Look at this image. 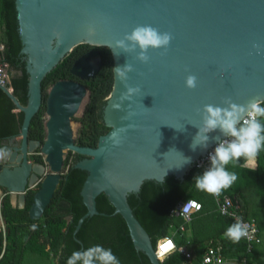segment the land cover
Masks as SVG:
<instances>
[{"label":"water","instance_id":"1","mask_svg":"<svg viewBox=\"0 0 264 264\" xmlns=\"http://www.w3.org/2000/svg\"><path fill=\"white\" fill-rule=\"evenodd\" d=\"M14 7L27 99L23 106L13 91L0 87L23 115L18 135L7 138V146L0 144L10 152L0 160L2 195L13 208L24 209L28 192L39 187L28 211L30 220H39L62 180L64 157L72 153L80 157L72 168L86 173L80 191L86 213L74 235L86 219L99 215L96 198L103 194L124 220L135 250L151 264H161L127 198L138 195L147 181H182L200 157L215 149V139L207 149L191 148L198 132L194 125L202 123L206 104L224 106L226 97L237 104L264 103V54L253 47L264 46V0H14ZM138 25L173 35L166 52L149 50L147 64L137 59L139 49L125 53L115 45ZM79 45L110 51L112 89L97 107L99 122L108 132L94 148L75 144L71 122L87 91L77 82L60 80L47 92L45 138L30 140V123L42 105L43 80ZM127 63L134 71L124 81L115 67ZM101 66L100 53L91 51L76 59L69 72L89 81ZM189 74L197 77L195 89L186 87ZM126 84L140 92L123 99ZM218 135L224 138L219 132L210 134ZM37 151L42 162L31 160ZM183 155L191 157V163L180 167Z\"/></svg>","mask_w":264,"mask_h":264},{"label":"trees","instance_id":"2","mask_svg":"<svg viewBox=\"0 0 264 264\" xmlns=\"http://www.w3.org/2000/svg\"><path fill=\"white\" fill-rule=\"evenodd\" d=\"M97 49L101 56V69L95 78L82 82L88 90V102L82 116L77 119L80 128L75 138V144L82 147H96L99 137L109 130L99 122L97 107L111 92L113 62L107 48ZM20 50L14 0H0V67L6 66L13 95L25 106L27 75ZM88 50V45L75 47L47 74L41 85L44 98L47 96L46 90L56 81L76 80L69 70L72 63ZM44 109H40L30 123V140L42 142L45 138ZM14 110L10 99L0 90V144L7 138L18 135L20 131L23 115L13 113ZM68 156L75 155L68 153ZM32 158L42 162L41 157ZM67 161L68 159L65 160L67 168L63 172L62 180L39 220L32 221L28 218L33 195L39 187L28 192L24 209L13 208L8 196L1 200L0 218L4 228L0 229V264H67L72 252L82 251L96 244L111 248L121 264H151L143 253L135 250L124 220L120 215L114 214V208L103 194L96 198L99 215L86 219L74 235L75 225L86 213L80 196L86 173L72 168L73 158L70 165ZM243 161L241 158L239 163L227 166V170L235 172L238 179L230 188L222 191L220 196H227L243 204L240 199L243 198V190L253 188L258 199V213L252 219L257 223L260 232L264 230V150L257 156L254 170L241 167ZM196 175L200 173L192 169L182 181L173 177L166 178L162 183L147 181L141 186L138 195L131 194L127 198L134 216L148 233L154 248L158 241L171 238L173 231L179 233V227L184 226L179 215H172L180 202L192 199L201 204L202 210L192 216V221H196L192 241L188 242L184 237L171 238L176 250L164 257L161 264H188L189 261L200 264L206 249L204 244L219 246L225 257L246 259L248 264H264V252L259 246L254 245L247 252L244 239L233 243L224 236L227 228L235 222L232 218L221 216L216 209L213 213H205L204 206L213 203L216 207V204L213 195L195 188ZM243 216L251 219L247 214L243 213ZM68 217L70 220H67ZM33 224L37 226L35 230H32ZM181 249L190 255V260H187Z\"/></svg>","mask_w":264,"mask_h":264},{"label":"clouds","instance_id":"3","mask_svg":"<svg viewBox=\"0 0 264 264\" xmlns=\"http://www.w3.org/2000/svg\"><path fill=\"white\" fill-rule=\"evenodd\" d=\"M172 39L173 35L170 32L162 33L151 25H138L130 33L125 34L123 39L117 40L115 45L125 53L137 52L139 49L137 59L147 64L151 60L149 50L164 49L166 52ZM253 47L257 50V54H264V46L261 44H254ZM115 68L118 77L124 81L128 79V73L134 71L133 65L129 63ZM185 84L187 88L195 89L197 77L189 74ZM125 86L127 91L123 94V99H131L133 95L140 92L139 87L127 84ZM222 103L224 106L206 104L203 107L202 123L199 126L194 125L198 128V132L191 144L192 150L195 151L197 147L207 149L213 139L217 142L214 151L209 154L210 166L202 174L194 177L197 190L215 197H219L222 191L230 188L238 179L235 172L227 170L229 164L235 165L243 158L245 166L254 165L257 156L264 150V104L259 100L237 104L231 97L224 98ZM175 129L182 131L179 128ZM214 132H219L224 138L221 139L220 135L211 137L210 134ZM113 135L118 136V133ZM119 142L117 139L116 143L119 144ZM8 155L10 152L6 147L0 148V160ZM190 163L191 157L184 156L180 167ZM184 211L187 219V208ZM221 212L226 214L225 209H221ZM232 215L235 216L234 213ZM31 227L35 230L37 226L33 224ZM224 236L233 243H239L243 238L251 239L249 226L243 222L242 218H236L235 222L227 228ZM67 264H121V262L111 248L96 244L82 251L72 252L67 259Z\"/></svg>","mask_w":264,"mask_h":264},{"label":"built area","instance_id":"4","mask_svg":"<svg viewBox=\"0 0 264 264\" xmlns=\"http://www.w3.org/2000/svg\"><path fill=\"white\" fill-rule=\"evenodd\" d=\"M0 87H6L8 91H12V88L10 86V78L7 73L6 66L0 67ZM213 151L214 150L210 149L206 153L205 157H200L193 164V169L202 174L203 171L210 166L209 154ZM213 198L215 200L216 210L221 216L230 217L234 221L236 218H242L243 222L249 226L251 239L243 238L247 244V252H250L254 245H259L261 240L259 237V229L257 223L253 219L244 218L241 205L237 201H234L227 196H213ZM185 208H187V219L185 218ZM221 209H225L226 214L222 213ZM201 210L202 206L200 203H198L196 200L189 199L183 201L182 204H178L176 209L172 212V215H179L184 221V223H189L191 222L193 214ZM233 213L235 214V216L232 215ZM179 230L183 232V226H180ZM165 245H169V247L165 248ZM175 250L176 246L173 239L166 237L157 242L155 253L158 256H161L163 259ZM181 252L185 254L187 260L191 259L190 255L185 253L183 249H181ZM188 264H191V262L189 261ZM200 264H224V257L222 255L221 248L219 246H208L202 254ZM241 264H248V262L246 259H243Z\"/></svg>","mask_w":264,"mask_h":264},{"label":"crops","instance_id":"5","mask_svg":"<svg viewBox=\"0 0 264 264\" xmlns=\"http://www.w3.org/2000/svg\"><path fill=\"white\" fill-rule=\"evenodd\" d=\"M7 69V68H6ZM13 113H15V114H17V113H19L17 110H14L13 111ZM241 167H243V168H246V169H249V170H254L255 168H256V160H255V163H254V165H251V166H245V161H243V163L241 164ZM256 194V193H255ZM255 194H254V192H253V188H246V189H244L243 190V198H240L243 202V204H241L239 201H237V200H235V201H237L240 205H241V207L244 209V211H243V213L246 215H249V209H250V207H251V205H252V201H254V199H255V197H257V196H255ZM3 196L4 195H2V193H1V190H0V204H1V200H2V198H3ZM257 199V198H256ZM257 201H258V199H257ZM244 207H243V206ZM215 209H216V207H215V205H213V203H210L209 205H206V206H204V211H205V213H208V214H210V213H213V212H215ZM250 216V215H249ZM249 218H253V217H249ZM254 220V219H253ZM0 225H1V227H2V229L4 228V226H3V224H2V221H1V218H0ZM184 226H183V228H184V231L183 232H181L180 230H179V233L178 232H172L171 233V238H177V239H180V237H184L188 242H190V241H192V238H193V230H194V228L193 227H195V225H196V221L194 220V221H192V219H191V222H189V223H184L183 224ZM180 228V227H179ZM198 232V231H197ZM259 234H260V236H261V244H260V246H259V249L260 250H262L263 252H264V250L262 249V246H263V242H264V230L263 231H260L259 232ZM207 246H209V244H204V249L205 248H207ZM204 249H202V251L204 250ZM204 252V251H203ZM159 257V259H161L162 260V257L161 256H158ZM224 257V264H241V262H242V260L240 259H237L236 257H225V256H223ZM192 264V263H191Z\"/></svg>","mask_w":264,"mask_h":264},{"label":"rangeland","instance_id":"6","mask_svg":"<svg viewBox=\"0 0 264 264\" xmlns=\"http://www.w3.org/2000/svg\"><path fill=\"white\" fill-rule=\"evenodd\" d=\"M88 51H97V52H99L97 48L95 49V48H93V47H90V50H88ZM75 61H76V60H75ZM75 61H74V62H75ZM74 62H73V63H74ZM73 63H72V65H73ZM72 65H71V66H72ZM86 101H87V98L84 99V101L82 102V104H81V106H80V109L78 110V113L76 114L75 117H73L72 122H71V126H72V129H73L74 138L77 137V135H78V131H79V128H80V123L77 121V119L80 118V116L82 115V113H83V111H84V107H85V103H86ZM43 119H44V121L46 120V116H45V115H44ZM35 156H36V158H37V157H41V159H43V157L39 154V151L36 152ZM32 157H34V156L32 155ZM71 158H73V156H68V153H67V154L65 155V157H64V165H63V172H64V173H65V170H66V168H67V164H65V160L68 159L67 162H68V164L70 165V164H71ZM31 160H32V159H31ZM46 171H48L47 168H46ZM253 192H254V194H255L254 189H253ZM255 196H257V195L255 194ZM256 198H257V197H255L254 201H252V205H251V207H250V209H249V215H250L251 217L255 216V214L258 213V211H257V208H258V201H257ZM242 210H243V208H242ZM243 211H244V210H243ZM2 224H3V223H2ZM0 229L3 230L2 227H1V225H0ZM259 237H260V240H261V236H260V234H259ZM260 244H261V242H260ZM260 244L257 245V246H260ZM262 249L264 250V242H263ZM27 257H30V256H27Z\"/></svg>","mask_w":264,"mask_h":264},{"label":"flooded vegetation","instance_id":"7","mask_svg":"<svg viewBox=\"0 0 264 264\" xmlns=\"http://www.w3.org/2000/svg\"><path fill=\"white\" fill-rule=\"evenodd\" d=\"M88 52H91V51H84L80 56H79V58L81 57V56H83V55H85V54H87ZM78 59V58H77ZM67 81H74V82H77V83H79V84H81V85H83L82 84V82H88V81H82V80H78L77 78H76V80H67ZM53 85V84H52ZM51 85V86H52ZM50 86V87H51ZM84 86V85H83ZM49 87V88H50ZM85 87V86H84ZM49 88L46 90V94H47V92H48V90H49ZM86 88V87H85ZM86 91H87V101H86V103H85V106H86V104H87V102H88V90H87V88H86ZM46 99H47V96H46V98H44V94H43V91H42V105H41V108L40 109H42L43 107L45 108V103H46ZM85 108V107H84ZM84 112V111H83ZM83 114V113H82ZM37 115V114H36ZM44 115H45V109H44ZM82 116V115H81ZM80 116V117H81ZM44 117V116H43ZM73 119V118H72ZM75 140V139H74ZM6 143H7V140H5V141H3V143H2V146H7L6 145ZM79 158H77L76 156H73V162L75 161V160H78ZM32 160L33 161H36L37 162V160L36 159H34V158H32ZM72 162V163H73Z\"/></svg>","mask_w":264,"mask_h":264},{"label":"snow or ice","instance_id":"8","mask_svg":"<svg viewBox=\"0 0 264 264\" xmlns=\"http://www.w3.org/2000/svg\"><path fill=\"white\" fill-rule=\"evenodd\" d=\"M169 247V245H165V248Z\"/></svg>","mask_w":264,"mask_h":264},{"label":"bare ground","instance_id":"9","mask_svg":"<svg viewBox=\"0 0 264 264\" xmlns=\"http://www.w3.org/2000/svg\"><path fill=\"white\" fill-rule=\"evenodd\" d=\"M91 53V52H88V54ZM86 55V54H85ZM158 257V256H157ZM159 258V257H158ZM161 260V259H160Z\"/></svg>","mask_w":264,"mask_h":264}]
</instances>
